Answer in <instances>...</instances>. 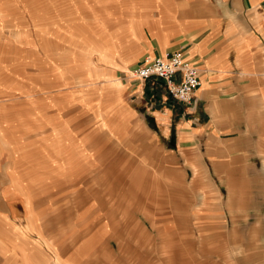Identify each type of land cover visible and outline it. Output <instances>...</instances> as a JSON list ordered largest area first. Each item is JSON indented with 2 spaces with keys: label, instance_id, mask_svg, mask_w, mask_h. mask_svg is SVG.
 I'll list each match as a JSON object with an SVG mask.
<instances>
[{
  "label": "rangeland",
  "instance_id": "374dc122",
  "mask_svg": "<svg viewBox=\"0 0 264 264\" xmlns=\"http://www.w3.org/2000/svg\"><path fill=\"white\" fill-rule=\"evenodd\" d=\"M156 9L139 0H0V37L15 42V153L43 156L53 135L70 159L83 148L80 175L59 183L62 207L37 208L30 222L54 235L53 255L78 247L81 264H264V117L258 146L239 140L223 166L198 144L179 149L181 105L162 82L130 72L155 56ZM44 114L51 133L22 132Z\"/></svg>",
  "mask_w": 264,
  "mask_h": 264
},
{
  "label": "crops",
  "instance_id": "0c3cea01",
  "mask_svg": "<svg viewBox=\"0 0 264 264\" xmlns=\"http://www.w3.org/2000/svg\"><path fill=\"white\" fill-rule=\"evenodd\" d=\"M139 3L158 7L156 12L160 11L157 15L163 22L149 28V52L156 56L183 48L200 71L201 85L192 103L170 96L182 111L178 116V148L202 146L212 166L225 165L224 150H236L239 140L250 144L246 149L255 148L260 140L259 119L264 117V0ZM184 5L190 7L186 13L180 8ZM243 118L247 120L243 122ZM245 124H251V129L243 131ZM27 126L22 132L53 130L52 120L45 114ZM50 139L52 143L43 156L20 157L15 153V42L1 35L0 264H81L78 247L64 248L59 256L53 255L54 235H39L30 222V214L51 212L53 203L62 207L59 183L82 172L83 148L79 147L81 154L73 160L65 156L69 145L62 142V135ZM71 148L78 150L77 144ZM9 200H15L17 208L23 207L25 221H20L19 210Z\"/></svg>",
  "mask_w": 264,
  "mask_h": 264
},
{
  "label": "built area",
  "instance_id": "2783aa9c",
  "mask_svg": "<svg viewBox=\"0 0 264 264\" xmlns=\"http://www.w3.org/2000/svg\"><path fill=\"white\" fill-rule=\"evenodd\" d=\"M130 72L139 79L162 82L169 96L185 104L194 101L201 85L198 66L180 49L144 56Z\"/></svg>",
  "mask_w": 264,
  "mask_h": 264
},
{
  "label": "bare ground",
  "instance_id": "6f19581e",
  "mask_svg": "<svg viewBox=\"0 0 264 264\" xmlns=\"http://www.w3.org/2000/svg\"><path fill=\"white\" fill-rule=\"evenodd\" d=\"M118 79V78H117ZM121 85V84H120ZM68 87V86H67Z\"/></svg>",
  "mask_w": 264,
  "mask_h": 264
}]
</instances>
